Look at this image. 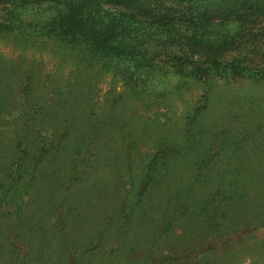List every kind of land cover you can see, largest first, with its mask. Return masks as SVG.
<instances>
[{
	"label": "rangeland",
	"instance_id": "rangeland-1",
	"mask_svg": "<svg viewBox=\"0 0 264 264\" xmlns=\"http://www.w3.org/2000/svg\"><path fill=\"white\" fill-rule=\"evenodd\" d=\"M53 48L22 47L11 38L0 40V55L5 59L0 67V264H144L150 255L158 258L162 252L172 257V262L163 264H264V213L257 211L255 202L245 218L251 227L245 229L241 223L229 231L232 235L225 241L211 238L206 246L211 253L189 249L205 228L195 210L181 228L156 239L158 225L175 206L171 199L191 182L195 161L181 145L187 117L202 100L200 85L186 86L177 78H156V74L148 79L151 93L135 96L109 74L92 82L90 93L81 88L84 81L75 62L59 58L67 56H59L58 50L51 52ZM10 63L21 76H34L37 86L50 85V93L42 99L46 107L58 105V112L65 109L76 119L70 136L60 143L53 139L54 150L44 159L36 156L41 144L35 143V134L29 135L21 146L28 150L21 171L12 165L15 142L9 129H13L11 118L24 85H17L18 75L6 66ZM229 91L221 87L213 90L204 129L227 111L231 115L223 123L226 130L230 125L229 131L236 133L238 125L247 121L243 114L251 109V102L244 101L254 96L258 98L254 105L264 103L260 87L238 83ZM119 96V104L114 105ZM259 119L254 115L253 122ZM44 123L29 129L33 132L43 127L48 130L47 137L54 134V125ZM209 132L207 129L203 136L201 151L209 144ZM160 142L183 152L165 162L162 174L137 204L129 191L140 181L143 162L156 153ZM9 172L23 176L16 189L10 190L5 183ZM254 190L252 187L249 192ZM123 199L128 204L121 216ZM129 213L125 221L124 215ZM226 226L221 228L223 233ZM229 239L236 243L228 245ZM156 257L149 263L158 264Z\"/></svg>",
	"mask_w": 264,
	"mask_h": 264
},
{
	"label": "trees",
	"instance_id": "trees-1",
	"mask_svg": "<svg viewBox=\"0 0 264 264\" xmlns=\"http://www.w3.org/2000/svg\"><path fill=\"white\" fill-rule=\"evenodd\" d=\"M5 38L22 47L52 45L56 49L51 52L58 50L59 56H67L59 58L75 62L84 81L81 88L90 93L94 86L91 83L109 74L135 96L151 93L153 87L148 79L156 74V78L172 76L186 86L200 85L202 100L187 117L185 142L181 145L195 161L191 182L171 199L170 204L175 206L158 225L157 240L181 228L195 210L205 228L189 249L211 253L206 247L211 238L225 241L232 235L229 231L241 223L245 229L251 227V221L245 218L252 202L257 211L264 213L263 100L257 105L258 98L254 96L244 101L251 102V109L243 114L247 121L238 125L236 133L229 131L230 125L226 130L227 124L223 123L231 115L227 111L211 120L205 129L202 127L216 87L230 93L229 88L242 83L264 90V0H0V40ZM4 60L0 55V67ZM6 66L18 75L17 85H24L11 118L13 129H9L15 142L12 165L21 171L28 155L21 146L29 135L35 134V143L41 144L36 156L44 159L54 150L53 139L60 143L70 136L76 119L63 107L61 112L56 109L58 105L46 107L49 84L37 86L34 76L23 77L11 63ZM121 98H115L114 105ZM254 115L260 116L258 122H253ZM46 121L54 125V134L49 137L43 127L33 132L29 129L41 127ZM207 129L210 141L201 151ZM182 152L166 142L158 144L156 153L141 166L140 181L129 191L137 204L162 174L165 162ZM74 170L72 165L73 173ZM7 175L5 183L10 190L16 189L23 176L15 177L12 172ZM252 187L254 193H250ZM124 201L121 216L127 212L128 203ZM124 217L128 221L130 213ZM223 225H228L223 228L228 229L225 233L221 231ZM226 243L236 242L229 239ZM185 250L183 254L187 255ZM154 257L150 255L144 264H150ZM158 258V264L172 262L164 252Z\"/></svg>",
	"mask_w": 264,
	"mask_h": 264
}]
</instances>
